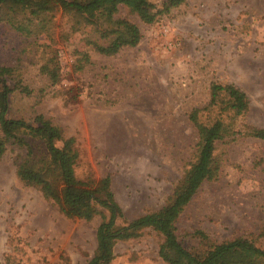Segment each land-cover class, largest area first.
Segmentation results:
<instances>
[{
    "label": "rangeland",
    "instance_id": "rangeland-1",
    "mask_svg": "<svg viewBox=\"0 0 264 264\" xmlns=\"http://www.w3.org/2000/svg\"><path fill=\"white\" fill-rule=\"evenodd\" d=\"M116 17L135 23L142 38L113 56L94 51L90 41L98 37L85 21L72 31L61 12L36 36L0 24V66L32 90L11 96L9 117L42 115L73 137L76 176L110 178L123 213L118 224L160 209L194 162L192 110L201 109L203 124H232L238 134L216 144L218 171L185 206L176 234L197 253L235 238L264 249V141L244 134L264 129V0H186L152 24L122 6ZM48 62L58 63L55 83L41 72ZM212 84L242 90L247 113L233 117L220 103L205 110ZM25 138L37 159L47 157L42 141ZM25 152L11 144L0 159V264H85L101 217L68 219L23 184L16 169ZM162 240L142 229L116 243L110 264H166L158 256Z\"/></svg>",
    "mask_w": 264,
    "mask_h": 264
},
{
    "label": "trees",
    "instance_id": "trees-1",
    "mask_svg": "<svg viewBox=\"0 0 264 264\" xmlns=\"http://www.w3.org/2000/svg\"><path fill=\"white\" fill-rule=\"evenodd\" d=\"M185 1L0 0V24L6 23L20 33L36 36L49 32L53 17L61 12L72 18V31L85 21L98 37L90 41L94 51L103 56H113L125 47L136 46L142 38L135 23L116 17L119 7L127 8L143 23L152 24ZM50 63L43 65L41 72L55 83L58 80V63ZM13 75V68L0 66V159L8 145L24 147L25 156L16 169V175L23 184L36 187L68 219L90 221L95 216L101 217L96 229V249L85 264H110L116 243L138 236L145 228H151L162 236L158 256L166 264H264V249L243 238L223 241L197 253L185 248L176 234L175 223L179 215L202 183L218 171L214 157L216 144L238 134L232 124L221 119L210 125L203 124L198 120L201 109L192 110L189 121L198 135L194 162L160 209L118 224L123 213L111 191L110 178L82 180L76 176L79 151L73 137H65L60 127L42 115L31 119L9 117L11 96L15 93L29 96L32 93L20 81L12 83ZM210 92L205 110L218 103L223 104L225 110L233 111V117L244 115L249 110L246 94L234 85L212 84ZM244 134L264 141L262 128L248 127ZM26 136L42 141L47 157L37 159ZM193 234L206 240L202 231Z\"/></svg>",
    "mask_w": 264,
    "mask_h": 264
}]
</instances>
